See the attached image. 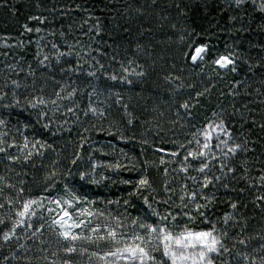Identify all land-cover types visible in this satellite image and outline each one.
Listing matches in <instances>:
<instances>
[{"label":"snow or ice","instance_id":"1","mask_svg":"<svg viewBox=\"0 0 264 264\" xmlns=\"http://www.w3.org/2000/svg\"><path fill=\"white\" fill-rule=\"evenodd\" d=\"M244 2L234 0V5L239 9ZM6 6L7 0H3L0 7ZM156 7L158 0L147 5V9ZM175 8L183 15L180 4ZM261 8L264 9V0ZM9 10L14 16L19 11L15 5ZM135 11L144 15L146 9L137 7ZM28 19L43 24L47 18L30 15ZM229 19L235 21L236 17ZM90 20L91 16L83 23L89 24ZM22 27L21 36L43 31L40 27L34 29L30 23ZM172 28L176 30L177 26L172 24ZM242 30L246 31L236 29ZM178 31V42L184 45L179 49L181 58L193 66L208 63L209 45L191 38L185 43V34L192 37L193 33L187 28ZM102 32L97 18L85 34L93 33L94 43ZM48 35L54 37L56 33L49 31ZM60 36L63 45L38 35L32 57L35 63L0 61L3 65L0 67V165L5 169L0 175V250L8 248L0 264H264V231L255 235L247 233L248 218L239 213L249 203L264 213V136L252 139L242 131L246 125L249 132L257 126L255 118L244 114L251 112L249 103L264 104V99L244 102L239 108L232 102L231 112L223 107L197 123L192 119L193 109L211 89L196 90L195 85L186 83L180 75L165 72L163 80L170 87L169 107L174 108V114L166 116L164 111L153 108L155 115L144 123L153 125L157 134L165 130L164 123L172 126L169 131L177 126L183 130L182 138L172 141V149L162 146L154 149L166 153L169 159L160 156L157 164L146 156L140 161L123 152L121 155L127 163L120 159L101 162L91 153L85 159L83 152L89 140L85 133L106 132L124 142L137 139L135 134L127 135L135 128L137 119L130 111L132 97L125 102L124 92L112 89L117 84L132 86L142 82L148 72L138 57L141 52L151 54V51L137 44L134 56L118 58L117 53L106 66L94 55L104 53L93 44L80 40L69 42L64 32ZM3 46L19 47L21 51L26 47L23 40L9 44L7 39ZM0 55L7 57L9 53ZM240 59L237 52L227 51L211 58L210 63L217 75L236 74ZM244 63L250 72L262 66L261 61L253 64L245 59ZM106 82L111 84L100 86ZM256 92L264 96L261 89ZM222 95L235 98L241 93L234 89ZM113 105L123 109L121 119L109 111ZM17 109L35 113L36 124L53 136L63 130L71 131L65 128L69 122L65 113L76 117L73 123L83 131L77 133L79 143L68 161L71 167L61 169L56 161L50 166L43 164L47 151L54 150L53 145L43 138L42 132L35 129L28 132L30 121L24 123L23 129L19 122L12 124L11 117ZM79 112L85 120L80 119ZM57 114L65 115L62 123L58 122ZM237 115L239 131L234 121ZM258 127L264 132V115ZM138 142L152 146L143 133ZM257 151L258 156L254 155ZM36 158L41 159V168L46 170L42 177L33 173L32 180H26L27 168H36ZM153 167L158 173L155 178L150 172ZM121 170L138 172L135 180L120 181L129 186L127 198L97 202L87 195L86 185L115 182L108 173L118 174ZM77 177L79 183L74 182ZM229 193L239 195L233 198ZM245 193L248 203L242 204ZM137 201L141 203L137 205ZM218 205L222 206V215H216ZM223 207L231 211H224ZM129 208L136 212H129Z\"/></svg>","mask_w":264,"mask_h":264},{"label":"trees","instance_id":"2","mask_svg":"<svg viewBox=\"0 0 264 264\" xmlns=\"http://www.w3.org/2000/svg\"><path fill=\"white\" fill-rule=\"evenodd\" d=\"M0 3H3V0H0ZM38 3L41 4L39 8L37 7ZM150 3L151 0H7V6L0 7V53H9L7 57L0 55V61L17 60L21 63L25 61L35 63L32 57L36 51L35 41L38 35H43L47 40H55L63 45L61 32L66 34V39L69 42L74 43L80 40L84 43H91L94 48L102 50L104 55L99 53H94V55H97L98 59L102 60L106 66L110 62L111 56L117 53L119 54L118 58L134 56L137 44L145 45L150 49L151 54L141 52L138 57L139 62L147 66L148 75L144 80L132 86L117 84L112 89L113 91H123L125 102H128L129 96L132 97L130 111L135 114L137 119L135 128L128 131L127 135L135 134L137 139L124 142L108 136L106 132L85 133L89 136L83 152L85 159L91 153L101 162L120 159L127 163L121 152L127 153L129 157H137L140 161H143L146 156L149 161H156L157 164H159L160 156L169 159L166 153H157L154 149L161 146L165 149H172V141L182 138L183 130L177 126L169 131L172 126L164 123L165 130L157 134L158 130L153 125L144 123V121L152 120L155 115L153 108L164 111L166 116L174 114V108L169 107L171 104L170 87L163 80L165 72L180 75L186 83L195 85L196 90L203 91L204 87L211 89L210 93H206L204 97L200 98L201 104L193 109L192 119L197 123L203 121L205 116L211 117L212 111L219 112L223 107L228 108V111L231 112L232 102L239 108L244 102L264 99V96H260L256 92L258 88L264 91V82H262L264 80V59H262L264 58V47H262L264 46V9L261 8L262 0H245L239 9L235 7L234 0H158V7L147 9V5ZM176 4L181 5L183 15L178 13L175 8ZM13 5L19 9L15 16L9 10ZM137 7L146 9L144 15L135 11ZM30 15L47 19L45 23L41 24L39 21L29 20ZM89 16H91L89 24H84L83 21ZM233 16L236 17L235 21L229 19ZM163 17H167V19H163ZM97 18L103 27V32L100 36L95 37L93 43L92 36L94 34L85 33H87L90 24L97 22ZM24 23H30L34 29L40 27L43 31L40 34L33 31V33H25L21 36ZM172 24L177 26L176 30L172 28ZM184 28L193 33L192 37L185 34V43L191 38L208 44L211 49L210 59L227 51L237 52L241 56V59L237 61L239 71L236 74L217 75L212 70L215 66L210 63V59L208 63H201L199 66H193L190 61L183 60L179 49L184 45L178 42L180 35L178 30ZM146 29H151V31H146ZM236 29H246V31L237 32ZM49 31H55L56 35L49 36ZM5 39L9 44H16L18 40H23L26 47L23 51L19 47L5 48L3 46ZM29 40L32 43H28ZM245 59L253 64L261 61L262 66L255 67L250 72L244 63ZM2 66L0 64V67ZM234 81L239 83H234ZM110 84L111 82H106L100 86L108 87ZM234 89H238L241 95L235 98L222 95V93L227 94ZM245 92L250 95L245 96ZM184 98H188L186 92ZM249 108L251 112L245 111L244 114L250 119L255 118L257 126L249 132V126L246 125L242 131L244 135H250L252 139H256L257 136H264V132H261L258 127L261 116L264 115V104L249 103ZM109 111L117 119L122 118V108L118 109L113 105ZM78 114L81 120H85L82 112ZM65 115L69 121L65 128H71V131L63 130L56 136H53L51 132L43 131L40 125L36 124L35 113L17 109L16 114L11 117L12 124L19 122L21 129L25 122L30 121L28 132L33 133V129L42 132L43 138L53 145L54 150L49 149L43 159L45 166H50L53 161H56L57 166L61 169L66 166L71 167L68 161L72 157L75 145L79 143L77 133L82 132L83 129L73 123L76 119L74 115L68 113ZM65 115L57 114L58 122L62 123ZM234 121L236 129L239 131V115L234 118ZM85 126H87V122ZM104 127H108L107 123L104 124ZM55 129L56 125L54 124L53 130L55 131ZM141 133L149 139L151 147L138 142ZM161 138H163V144H161ZM259 147L258 141L257 149ZM93 149L97 151H93ZM101 149L102 152L99 151ZM254 155L258 156L259 151ZM258 167L257 164L253 168L254 174ZM19 170L18 166L17 171ZM45 170V168H41V159L36 158V168L29 166L27 168L29 175L25 179L31 181L33 173L38 178L42 177ZM150 172L154 178L158 175L155 167L150 169ZM4 173L5 169L3 165H0V175ZM108 175L114 176L115 182L109 180L99 186H85L87 195L93 200L103 202L108 199H121L122 201V198H127L129 186L120 181L122 179L135 180L138 172L121 170L118 174L109 172ZM173 175L175 174L173 173ZM74 182L79 183L78 177ZM189 183L191 182L189 181ZM241 183L243 184V182ZM34 190L39 191V188ZM229 195L236 198L239 194L229 193ZM246 197H248V193L241 197L242 204L248 203ZM136 203L139 205L141 202L137 201ZM221 207L217 206L216 215H222ZM223 210L231 211L227 207H223ZM128 211L134 214L136 209L129 208ZM239 213L248 218L247 233L255 235L264 231V213L259 209L249 203L247 208L241 207ZM47 237L48 233L45 232V238L47 239ZM253 243H258V241H253ZM6 253H8V248L0 250V260Z\"/></svg>","mask_w":264,"mask_h":264}]
</instances>
